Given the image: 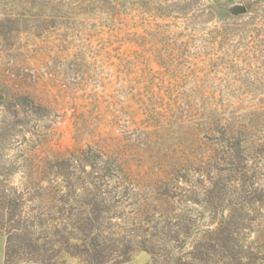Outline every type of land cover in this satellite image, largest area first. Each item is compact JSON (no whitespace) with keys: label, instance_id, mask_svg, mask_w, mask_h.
<instances>
[{"label":"rangeland","instance_id":"rangeland-1","mask_svg":"<svg viewBox=\"0 0 264 264\" xmlns=\"http://www.w3.org/2000/svg\"><path fill=\"white\" fill-rule=\"evenodd\" d=\"M39 2L0 0L14 264H264V0Z\"/></svg>","mask_w":264,"mask_h":264},{"label":"trees","instance_id":"trees-1","mask_svg":"<svg viewBox=\"0 0 264 264\" xmlns=\"http://www.w3.org/2000/svg\"><path fill=\"white\" fill-rule=\"evenodd\" d=\"M40 0H17L19 7L28 6L29 4H40ZM3 193V192H2ZM3 200L0 201V232L5 236V249L3 264H14L22 252L25 250L38 251L42 249V244H39L37 238H34V231L32 222L30 225L21 226L22 206L18 204L13 197L3 194ZM87 259L83 260L82 264H107V259L99 252H91L86 254ZM16 259V260H15ZM29 261L31 258H26ZM128 257L123 256L122 259L116 260L113 264H119L126 261ZM61 264H65L62 261ZM146 264H159L158 260L152 258Z\"/></svg>","mask_w":264,"mask_h":264}]
</instances>
